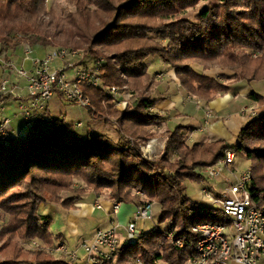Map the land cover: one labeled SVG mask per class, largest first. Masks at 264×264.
Instances as JSON below:
<instances>
[{
	"label": "trees",
	"instance_id": "trees-1",
	"mask_svg": "<svg viewBox=\"0 0 264 264\" xmlns=\"http://www.w3.org/2000/svg\"><path fill=\"white\" fill-rule=\"evenodd\" d=\"M48 1L0 0V55L11 57L24 46L44 53L64 46L104 57L103 85L133 89V103L109 112L118 125L117 139L94 134L90 123L78 127L54 117L48 107L33 113L31 129L12 132L8 140L0 137V264H86L51 251L63 245V236L50 230L52 218L39 209L52 205L69 212L86 196L97 198L106 191L112 204L139 199L158 204V224L164 228L143 231L131 244L121 242L114 261L100 264L137 259L187 264L192 251L172 246L162 232L191 242L196 225L225 224L219 211L188 197L186 183L207 181L201 171L223 157L229 143L189 144L185 131L190 129L178 126L166 132L164 151L155 161L143 160L137 145L159 137L166 120L152 110L160 82L146 61L165 63L186 95L206 103L228 94L234 83L237 90L264 81V0H219L193 18L187 12L212 0H65L61 16L45 6ZM85 93L92 100L90 117L94 110L104 111L109 100L103 86ZM14 99L19 101L12 94L0 95L2 104ZM248 99L263 110L248 120L231 147L250 161L253 200L264 209V96L252 92ZM34 240L44 246H25Z\"/></svg>",
	"mask_w": 264,
	"mask_h": 264
},
{
	"label": "built area",
	"instance_id": "built-area-1",
	"mask_svg": "<svg viewBox=\"0 0 264 264\" xmlns=\"http://www.w3.org/2000/svg\"><path fill=\"white\" fill-rule=\"evenodd\" d=\"M23 64L18 65L12 59H4L0 55V69H5L14 74L17 79L27 82V96L20 95L21 90L17 83L3 79L0 85V95L12 94L20 101L19 116L25 121V127L31 129L32 115L35 111H42L48 107L52 98L59 94L69 103L83 108H92V102L85 93L86 88L100 87L101 63L95 65L84 64L73 72V77L67 72L68 68H74L80 64L70 63L67 58H75L77 53L72 50L56 49L42 58H29L32 51L28 46L24 48ZM61 61V66H55ZM30 63V69L25 65ZM13 84V88L10 86ZM17 92V93H16ZM0 137L8 140L13 133L8 131L12 119L6 114V109L0 103ZM257 114H253V117ZM207 118H212L210 112ZM81 123L78 127H81ZM94 126H92L93 128ZM155 140H151L148 146L142 150L141 157L152 160V148ZM164 149V148H163ZM236 152L227 146L224 156L219 161L205 169L201 174L208 182L213 183L215 190L202 189L203 205L215 208L225 219L222 223H200L193 228L195 241L176 239L172 233L162 232L164 238L179 249L189 248L192 258L187 264H258L264 260V209L260 208L253 200L251 185L253 173L250 169L240 175L235 174ZM227 172V173H226ZM135 212L130 222L124 226L125 240L131 244L143 237V231L138 227V221L153 218V204L150 202L133 203ZM123 203L113 204V215L118 218ZM98 208H101L98 205ZM116 221V220H115ZM114 221V222H115ZM96 231L93 240L85 241L81 248L85 253L84 263L100 264L101 260L114 261L119 253L121 243L119 236L120 223ZM33 247H39L36 242ZM65 253L70 260L80 261L77 252H69L65 245L55 250ZM138 264H143L140 260Z\"/></svg>",
	"mask_w": 264,
	"mask_h": 264
},
{
	"label": "crops",
	"instance_id": "crops-1",
	"mask_svg": "<svg viewBox=\"0 0 264 264\" xmlns=\"http://www.w3.org/2000/svg\"><path fill=\"white\" fill-rule=\"evenodd\" d=\"M38 53L41 55L46 54L40 51ZM23 55L24 52H18L11 57L5 58L12 59V61L18 65H22ZM160 73L164 72L159 71V74ZM0 79H11L10 81L12 83H17L18 85L20 83L15 75L3 69H0ZM159 87L160 89L157 88L159 97L164 98V100L160 102L158 109L167 116L164 132L166 133L170 129H173L177 123L179 126L190 128L192 129L188 136L190 138V144L210 142L214 139H224L228 143L235 137L238 140L240 131L250 119L248 117L250 114L249 109L257 104L248 99L249 95L254 91L251 90V87L247 86L241 87L240 90H235L236 86H234V88H232V91L234 89L233 92L222 94L209 103L198 101L194 97L186 95L184 90L180 87L177 78L172 79L166 76V79L160 82ZM60 100H64L63 97L59 94L55 95L48 105L49 110L51 109V105L58 106ZM18 104H20V102L16 99L11 102L3 103L6 114L12 119V123L7 129L9 132L16 134L25 131L22 118L15 112L12 114L10 113V108H16ZM208 112L212 114V118H207ZM185 119L188 120V124L180 125L181 121ZM92 122H90V124L94 126L96 121H94V124ZM169 126H172V128H169ZM93 128H95V126ZM98 205H100L101 208H98ZM124 209L125 206L123 207V210ZM126 210L129 211H125L124 214L128 217L129 214L132 213V209L126 208ZM112 213V203L107 200L93 198L92 196H86L82 203L77 204L76 209L69 212L63 210L57 211L52 205H42L39 209L40 215L61 220H59V230L55 234H61L63 236V245L67 248L77 253L80 252L79 257L81 262H84L85 259V253L81 248V244L85 241L90 242L93 240L98 229L110 228L114 221L118 220ZM133 214L134 213H132V215ZM119 236L121 242H123L125 240L124 230L119 229Z\"/></svg>",
	"mask_w": 264,
	"mask_h": 264
},
{
	"label": "rangeland",
	"instance_id": "rangeland-1",
	"mask_svg": "<svg viewBox=\"0 0 264 264\" xmlns=\"http://www.w3.org/2000/svg\"><path fill=\"white\" fill-rule=\"evenodd\" d=\"M217 1H219V0H212L211 2L201 1L197 5V8L194 9V10H192V11L187 12V15L189 16V18H193L196 15L197 12H200L202 9H205L206 7L212 6ZM45 6L47 8H49V9L51 7H53L55 9V13H56L57 16H61V14H62L61 13V9L66 8L65 0H49L48 3L45 4ZM44 20L46 22H48V21H50V17L49 16L48 17L46 16V18ZM154 35L155 34H153V36ZM157 38L160 39V37H157ZM23 48H25V46ZM56 49L57 50L58 49L72 50V49L66 48L64 46L63 47L62 46H58V47H54V48H49V50L47 49V51H45V52H46V54H48L51 51H55ZM72 51H75L77 53V55H76L75 58H67L66 59V61L69 63V64H67V67H69L70 63L80 64V65L77 66V67L75 66L74 68H71L70 67V68L67 69V72L70 75V77H73L74 70L76 71L77 69H79L78 67H81V65H84V64H88L89 63L90 66H91V65H95L94 63H98V62L101 63L102 71H101V85H100V87L103 86V88L105 89V96H106V99L109 100V102L106 101V104L104 102V104H105L104 111L94 110L95 112L92 114V116H91L92 118H91L90 115H89V113H88V110L86 108L79 107V106L74 105L72 103H69V102H67L65 100H62V101L60 100V102L58 103V106L51 105V109L50 110H51L52 116H55V117H64L67 120H70L71 122H73L75 124H78L79 122H81L82 124H85L86 125V124L90 123L91 121H93L92 123L94 124V121H96L95 124H94L95 128L92 129L94 134L108 135V136H110L113 139H117V137H118L117 127H118V125L116 124V119L114 117H112L109 112L110 111H114V112L116 111V112H118L121 109H125L128 106V104L133 103V94H134L133 89L128 88L127 86H123V85L122 86H118V85L104 86L103 85V81H102L103 80L102 79V76L104 74L103 65L106 63V59L104 57H100L98 59H95V58H93V56H91V55H89V54H87L85 52H81V51H78V50H72ZM22 52H25L24 49L22 50ZM38 52H39L38 50L32 51V53L29 56V58H42L43 55H41ZM24 57H25V55H23V58ZM252 57L253 58H257L258 57V53H255L254 52L252 54ZM3 58L6 60L5 56H3ZM146 63L149 66L150 73L154 75L156 81H158V82H161L164 79H166V76H168V78L171 77L172 79L177 78L176 74L174 72H172L171 70H168L169 67L165 63L160 62V60L157 59V58H149V59H147ZM61 65H62V62L61 61H57V63H55V66L56 67L57 66H61ZM91 67H93V66H91ZM25 69L26 70H29L30 69L29 68V63H27V65L25 66ZM3 70H5V69H3ZM213 70H220V69L219 68H214ZM159 71H163L164 73H160L159 74ZM1 81H0V85H1ZM18 81H20V83L19 82L18 83H19V86H20L21 90H19L17 92L20 95H22V96H27V93H26L27 92V90H26L27 82L24 79H19ZM10 83H12V82L10 81ZM234 85H236V84L234 83L233 85H231V88L229 90L230 92L232 91V88H234ZM159 86H160V84H159ZM159 86L157 87L158 89H160ZM246 86L247 87H251L252 88L251 90H253L254 92H256V93H258V94H260L262 96H264V81H261V82L254 81V82H251V84H249V85H245V87ZM10 88H13V84L10 86ZM157 88L155 89V92H154V95L153 96H154L155 99H157L158 102H157L156 107H154L152 110L153 111H159V113L162 116L167 117L166 115H164L165 113H163L162 111H160L158 109V106L160 104L159 99L161 97H159V91H158ZM238 90H240V89H238ZM16 98H18V97H16ZM89 98L91 100V97L90 96H89ZM19 106H20V104H18V106L16 108L15 107H11L10 108V113L12 114L13 112H15V113L19 114V112L21 110ZM108 107H110L111 109L108 110ZM262 110H263L262 106L260 104H256V106H252V108L249 109V113L250 114H249L248 117L249 118H253V114H255V113L258 116L259 113ZM165 123H166V120H163L161 122V126H159V128H158L159 138L157 137V138L151 139V140L159 139V141L158 140L157 141L155 140V142H154L157 145L156 146L153 145V148H152V160L150 162L155 161L162 154V152L164 151L163 148H165V145H166V139H165L166 133L164 132V129L166 128ZM187 124H188V120H186V119L185 120H182L181 123H180V125H187ZM178 126H179V124L177 123L173 128L178 127ZM169 128H172V126H169ZM191 131H192V129H190L189 131H185V133L187 134L186 141L189 144H190V141H189L190 138L188 136H189V134H190ZM151 140H149V141H147L145 143H142V144H138L137 145L138 151L140 152V155H141L142 150L145 149L148 146V144H149V142ZM236 142H237V139L235 137L230 142H228L229 143L228 146L230 145L229 147H231V145L232 144H235ZM131 147H133L134 149H136V144L134 145L133 142H132L131 143ZM143 160H145V159H143ZM145 161H148V160H145ZM250 166H251L250 161H248L243 154H240V152H238L237 153V156L235 157V164L233 166V168H235V174L240 175L243 172L247 171L248 169H250L251 171H253L250 168ZM200 171H201V169H197L196 170L197 173L200 172ZM77 186H78V184H77ZM186 187H187L186 194L188 195V197L191 200H193L196 203H198V205H201V207L203 205V194L201 193L202 189L206 188V189H209L210 191L215 190L213 183L208 182V181H202V183L188 181L186 183ZM106 195H108V191H106L103 196L97 197L96 199L106 200L107 199V196ZM137 195L138 196L140 195L142 197L143 193L137 192ZM138 202H142V200L139 199V200H137V201H135L133 203H138ZM146 202H148V201H146ZM116 203H118V202H116ZM119 203H123V202H119ZM152 204H153V211H152L153 218L152 219H149V220H146V221H144V220L138 221V227L140 229L146 231V232H149L152 229H157V230L158 229H160V230L162 229L163 230V228H164L163 226H161V225L158 224V220H159V217H160V214H161L160 207H159L158 204H155V203H152ZM124 206H125V209L123 210V207ZM203 206H207V205H203ZM126 208L127 209H132V213L135 212L134 204H125V203H123V205L121 207V210H120V213L118 215V220H117V222L120 223V229L121 230H124V226L127 225L130 222L131 217H132L131 216L132 213H130L128 217L125 216L124 212L125 211H129V210H126ZM212 209H215V208H212ZM56 210L57 211H61V209H59V208H56ZM59 220L57 218L52 219V223L50 225V230L54 234L57 233L58 230H59V226H60ZM115 222H114L113 225L116 224ZM33 242H36L38 245L44 246L43 243H41L38 240H34V241L29 242V243H25V246H27L28 248H37V247H33L32 246V243ZM55 250L56 249H52L51 251L52 252H55V253H58ZM68 251L70 253L71 252H75L73 250H70L69 248H68ZM58 254H60V253H58ZM77 254H78V256H80L79 255L80 252L77 253ZM139 260L140 259L134 260L132 264H138L137 261H139ZM159 264H164V263L163 262H159ZM258 264H264V260H262Z\"/></svg>",
	"mask_w": 264,
	"mask_h": 264
}]
</instances>
